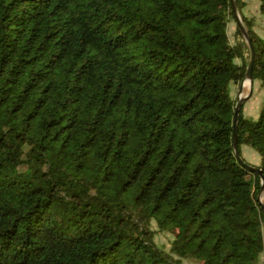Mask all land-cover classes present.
Here are the masks:
<instances>
[{"label":"trees","instance_id":"obj_1","mask_svg":"<svg viewBox=\"0 0 264 264\" xmlns=\"http://www.w3.org/2000/svg\"><path fill=\"white\" fill-rule=\"evenodd\" d=\"M231 21V0H0V264H263ZM238 127L264 176V100Z\"/></svg>","mask_w":264,"mask_h":264},{"label":"rangeland","instance_id":"obj_2","mask_svg":"<svg viewBox=\"0 0 264 264\" xmlns=\"http://www.w3.org/2000/svg\"><path fill=\"white\" fill-rule=\"evenodd\" d=\"M245 4L243 14L249 18L254 20L255 31L260 35H264V17L260 14V2L259 0H242ZM241 13V12H240ZM241 15V14H240ZM245 25V24H244ZM237 22L231 21L228 27V36L232 45L236 44L237 36ZM248 53H246L247 55ZM250 59H247V66ZM236 63L239 65L243 64V61L240 59L236 60ZM241 89L240 84H232L231 85V95L232 98L237 101L239 98V91ZM252 91V95L249 99L245 100L243 103V113L246 118H250L252 120H256L259 115L261 103L264 100V85H262L259 81L257 83L253 82L252 86L248 81L243 83V94L242 97L245 98L250 95ZM241 157L243 160L254 167H260L261 165V157L260 155L249 146H242L241 148ZM260 202H264V197H260ZM152 229L156 231L155 235V243L162 248L163 250L170 252L172 242L174 241V236L169 232H160L158 231L156 223L152 224ZM261 262L264 264V252L261 255ZM183 264H196L184 261Z\"/></svg>","mask_w":264,"mask_h":264},{"label":"water","instance_id":"obj_3","mask_svg":"<svg viewBox=\"0 0 264 264\" xmlns=\"http://www.w3.org/2000/svg\"><path fill=\"white\" fill-rule=\"evenodd\" d=\"M232 6H233V12L235 14V19L236 22L238 24V27L242 33L243 38L245 39L249 50H250V60L246 69V73H245V79L244 81L241 83V89L239 91V98L236 101V105L234 108V120H233V147H234V151H235V155L237 160L239 161V163L243 164L247 169H249L251 172L257 174L260 176L262 184H263V196L264 197V176H263V171L261 168L259 167H254L251 166L249 164H247L243 158L241 157L240 154V150H239V133H238V120H239V114L240 111L242 109L243 103L245 102V100L249 99L252 95V91L250 92V95H248L247 97L243 98L242 94H243V83L245 81H248L250 83V86H252L253 82H254V67H255V51H254V46L253 43L250 39L249 33L243 23V19L242 16L240 15V11L238 9L237 6V1L236 0H231ZM260 200V199H259ZM263 203V202H261ZM263 210H264V206H263Z\"/></svg>","mask_w":264,"mask_h":264},{"label":"crops","instance_id":"obj_4","mask_svg":"<svg viewBox=\"0 0 264 264\" xmlns=\"http://www.w3.org/2000/svg\"><path fill=\"white\" fill-rule=\"evenodd\" d=\"M255 83H257L258 81H254Z\"/></svg>","mask_w":264,"mask_h":264}]
</instances>
